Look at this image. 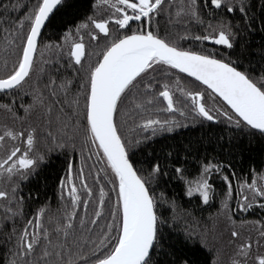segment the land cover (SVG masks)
Here are the masks:
<instances>
[{
	"label": "snow or ice",
	"instance_id": "6c2138e0",
	"mask_svg": "<svg viewBox=\"0 0 264 264\" xmlns=\"http://www.w3.org/2000/svg\"><path fill=\"white\" fill-rule=\"evenodd\" d=\"M61 3L62 0H35L19 20L8 21L5 16H0V24L7 25L4 31L11 38L5 48L15 55L11 70L0 76V90L22 89L36 70L38 38ZM207 3L217 9L224 8L229 13L237 7L233 0H207ZM17 7L11 0L0 4L6 13L9 8ZM94 7L97 11L76 24L75 32L71 27L67 28L64 44L56 46L61 52L67 46L68 66L79 65L83 70L85 78L80 83V89L69 96L68 85L72 80L62 78L57 84L56 77H50L49 84L54 89L50 91V96L56 97L63 92L62 101L45 104L43 92L35 91L33 103L24 106V117L12 112L14 119L25 121L32 109L39 105L44 110L42 115L51 117L53 104L61 103L62 107L56 114L57 131H51V120H45L48 130L43 136L38 135L33 124L26 129L21 127L19 131L5 126L4 134L0 135V181H6L5 188L0 189V198H3L5 219L8 214H23V197L16 193L19 181L27 179L39 162L45 159V153L36 150L38 144L43 143L48 151L57 147L75 148L79 138L81 152L87 150V156L82 155L81 166L75 176L74 162L69 161L66 175L60 181L62 188L67 189L70 205H64L59 218L49 217L52 227L45 226L43 222L46 207L39 208L34 218L28 219L21 227H13L8 240L11 241L14 235L15 245L14 250L9 249L11 259L7 260V264H156L153 253L161 246L162 229L168 222L158 213V198L152 188L161 175L162 165L157 161L146 171L134 163L132 157L135 154L130 149L140 140L147 139L148 132L156 135L178 127L180 121L173 113H178L185 120L190 116L192 122L223 119L238 129L259 132L264 136V74L253 76L238 66V62L233 61L226 51L220 52L215 47L201 50L184 48L168 35L162 36L159 25L154 27V21L166 11L165 0H96ZM246 8L243 3L239 5V11L244 16H247ZM176 16L184 24H188L190 19L201 25L205 23L196 0H188L180 6ZM247 27L250 28L251 24ZM234 28L231 20L218 17L215 23L209 20L205 34L196 35L194 39L212 41L232 49L237 37ZM183 35L187 37L190 33ZM49 47L51 42L44 45L45 50ZM160 68L165 69L166 76L173 75L177 69L189 74L200 82V90L180 86L179 75H175L174 84L167 80L160 83L157 79ZM39 71L42 72L43 68ZM177 92L183 97L182 106H178L174 99ZM206 96L220 99L224 107L218 104L207 106L204 102ZM64 105L70 106L71 115L63 111ZM3 107L10 111L12 105L4 104ZM161 110L169 113L168 119H161L155 114ZM137 119L138 124L135 123ZM130 121L145 135L126 140L121 129ZM6 137L11 141L7 146ZM93 156L103 163L93 176L99 191L96 200L89 199L93 188L89 186L84 170L85 160H91ZM225 167L231 165L208 161L201 165L194 179H184L187 195L191 197L193 193H199V197L207 202L214 191L210 183L212 173L220 175L227 184L220 214L234 224L228 200L232 192L230 176L235 174L226 173ZM89 168H95V162ZM175 171L183 173L184 168L179 166ZM101 172L104 173L103 183H99ZM77 179L79 187L75 182ZM261 180H264V172L253 175L251 183L243 181L247 188L240 196L244 202L238 204L239 208L259 204L264 209V183H260ZM105 184L110 185L109 190H106ZM80 189L85 191L83 198ZM109 192L115 193V201L106 214L105 203ZM160 199H164L163 193ZM90 203L93 205L91 216L88 214ZM170 203L173 209L177 207L175 201ZM13 204L15 208L11 206ZM81 205L83 215L77 211ZM170 219L175 222L179 217L173 215ZM253 223L260 224L255 238L249 234L241 239L235 227L230 229V236L234 239H229L226 244L232 246L229 264H264V222ZM200 243L207 244L208 241L202 238ZM216 252L212 264H221V249L217 248ZM174 264H189V261L178 259Z\"/></svg>",
	"mask_w": 264,
	"mask_h": 264
},
{
	"label": "trees",
	"instance_id": "16d2710c",
	"mask_svg": "<svg viewBox=\"0 0 264 264\" xmlns=\"http://www.w3.org/2000/svg\"><path fill=\"white\" fill-rule=\"evenodd\" d=\"M196 2L200 5L203 13L205 21L203 25L191 19L188 24H184L182 20L177 19L178 8L188 3V0H165L166 11L154 21V27L158 24L160 34L168 35L179 46L193 50L215 47L220 52L226 51L233 61L238 62V66L246 69L253 76L258 77L264 74V0H233L237 7L231 13L224 8L217 9L207 3V0H196ZM4 3L6 0H0V4ZM11 3L17 4L19 7L9 8L7 13L0 8V16H5L8 21L24 17L35 0H11ZM241 3L247 5V16L239 11ZM95 4L96 0H62L61 5L55 10V15L51 17V22L44 27L40 35L38 49L35 53L36 70L23 84L22 89H11L0 93V135L4 134L5 126L19 131L21 127L26 129L29 124H33L38 130V135L43 136L48 130V126L44 123L45 120H51V131H57L56 114L62 107L61 103L53 104L51 117L42 115L44 110L39 105L32 109L25 121L14 119L12 112L24 117L26 115L24 106L33 103L35 91L43 92L45 104L62 101L64 99L63 92L56 97L50 96V91L54 90L49 84L50 77H56L57 84L62 78H70L72 83L68 85L69 96L80 89V83L85 78L83 70L79 65L68 66L67 46L62 52L56 46L64 44V32L67 28L71 27L75 32L76 24L97 11L94 7ZM218 17L231 20L235 26L237 37L232 49H227L226 46L221 47L212 41L201 42L194 39L196 35L205 34L209 20L215 23V19ZM184 18L187 19V17ZM237 22L239 23L237 24ZM249 23L251 24L250 28L247 27ZM5 27H7L6 24H0V76L11 70L15 59L14 53L5 48L6 42L11 39L4 31ZM185 32L190 33V36L185 37L183 35ZM84 36L87 41L86 31ZM48 42H51V47L45 50L44 45ZM17 43H19L18 39ZM6 61L7 66H5ZM86 65L87 61L85 60ZM40 68H43L42 72L39 71ZM157 71L159 73L157 79L160 83L167 80L174 84L175 75H179L180 86L189 90H200L198 82L177 70H174V74L171 76L164 75V68ZM46 85L47 87H45ZM174 99L178 102V106L183 105L184 100L180 93H175ZM204 102L209 107L213 104L224 107V104L216 98L209 99L206 96ZM80 103L81 105L84 103L82 97ZM4 104H11V110L5 109ZM63 111L66 114H72L68 105L63 106ZM155 114H158L161 119L169 118V113L166 110ZM173 115H176L177 120L180 121L178 127L173 128L171 132L160 131L156 135L148 132L147 139L140 140L130 149L135 154L132 157L134 163L137 166H142L146 171L149 170L150 165L157 161L162 165L161 175L152 188L158 198V213L163 215L168 222L162 229L161 246L153 253L154 260L156 264H174L178 259H187L189 264H212V258L217 255L216 249L220 248L219 260L221 264H229L232 246H226V244L229 239H234L230 236V229L235 227L240 232L241 239L249 234L255 238L260 224L253 222H264V209H261L259 204H253L251 208H247L245 205V209L238 207L239 203L244 202L240 200V196L245 194L243 189L247 188L243 181L247 180L248 183H251L253 175L264 172V136L259 132L238 129L223 119L192 122L190 116L185 120L178 113H173ZM135 123H139L138 119L135 120ZM121 132L126 140H135L138 136L145 135L141 129L133 127L131 121L121 129ZM68 134H71V129ZM20 142L17 141V143ZM10 144L11 141L6 137L5 145ZM36 150L43 151L45 159L39 162L27 179L19 181V190L16 193L17 196L23 197L21 204L23 214H8V218L5 219L3 198H0V264H7V260L11 259L8 253L9 249L14 250L15 236L13 235L11 241L8 240V236L12 234L13 227L19 228L28 219H33L34 213L41 207H46L43 216L45 226L52 227L49 217L59 218L64 205H70L67 189L62 188L60 181L66 175L69 161L74 162L73 175L75 176L81 166L82 155L87 156L86 149L83 153L81 152L79 138H77L75 148L71 146L57 147L48 151L43 143H40ZM208 161L214 164L222 161L225 165H231V167H225L224 171L235 174L230 176L232 192L231 198L228 200L234 224L229 223L225 215L220 214L223 211L221 203L227 192V184L220 175L212 173L210 183L213 184L214 191L209 201L204 202L199 197V193H193L191 197L187 195V184L184 178L194 179L200 171L201 165ZM94 162L95 168L90 169L89 166ZM179 166L184 168L183 173L175 171V168ZM102 167L103 163L97 161L95 156L84 162L86 178L89 186L93 188L90 200L98 199V184L93 182V176H95L96 170ZM250 169H252L251 172ZM103 175L104 173L101 172L99 183H103ZM75 182L79 187V180L77 179ZM260 183H264V180H261ZM5 185L6 181H0V189H4ZM104 186L106 190L110 189V185L105 184ZM161 193H163L164 199H160ZM80 194L83 198L85 191L80 189ZM114 201L115 193L109 192L105 203L106 214ZM170 201H175L177 205L175 209ZM11 206L16 207L15 204ZM77 211L83 215V205ZM92 213L93 205L90 203L89 216ZM173 215L179 217L175 222L170 219ZM77 229V234H79L78 218ZM192 232H195V235H191ZM202 238H206L208 243H200ZM85 251H88V248H85ZM255 252L256 249L253 247V254ZM83 254V252L80 253L81 256Z\"/></svg>",
	"mask_w": 264,
	"mask_h": 264
},
{
	"label": "water",
	"instance_id": "95a60500",
	"mask_svg": "<svg viewBox=\"0 0 264 264\" xmlns=\"http://www.w3.org/2000/svg\"><path fill=\"white\" fill-rule=\"evenodd\" d=\"M43 29H44V28H43ZM43 29H42V31H43ZM39 38H40V37H39ZM39 38H38V42H39ZM177 71L180 72V70H178V69H177ZM180 73H182V72H180ZM182 74L196 81V79H195L194 77H190L189 74H187V73H182ZM196 82H198V81H196ZM198 83L200 84V82H198ZM6 91H9V90H0V93H1V92H6ZM219 100H220V99H219ZM220 101H221V100H220ZM221 102H222V101H221Z\"/></svg>",
	"mask_w": 264,
	"mask_h": 264
}]
</instances>
